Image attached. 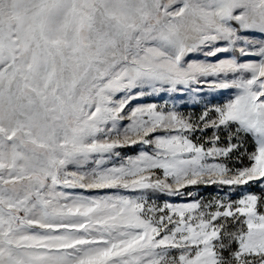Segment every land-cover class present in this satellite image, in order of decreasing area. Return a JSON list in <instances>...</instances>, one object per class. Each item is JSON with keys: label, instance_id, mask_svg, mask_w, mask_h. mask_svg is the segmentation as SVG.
Segmentation results:
<instances>
[{"label": "snow or ice", "instance_id": "snow-or-ice-1", "mask_svg": "<svg viewBox=\"0 0 264 264\" xmlns=\"http://www.w3.org/2000/svg\"><path fill=\"white\" fill-rule=\"evenodd\" d=\"M256 181L264 0H0V264H264Z\"/></svg>", "mask_w": 264, "mask_h": 264}, {"label": "rangeland", "instance_id": "rangeland-1", "mask_svg": "<svg viewBox=\"0 0 264 264\" xmlns=\"http://www.w3.org/2000/svg\"><path fill=\"white\" fill-rule=\"evenodd\" d=\"M193 59H204L205 57L201 53H196L192 55ZM254 58V57H253ZM210 60H215L216 58L209 57ZM231 95V90H221V91H212L207 87L203 88L201 92H194L192 90H182L177 92L171 93H164L157 97H146L142 99L141 103H151L155 102L160 105H166L168 108L175 107V110L181 112L182 114L188 115L191 114L192 116H197L201 113L204 106L206 104H218L225 101ZM128 155L136 154V150L133 148L125 149ZM247 161H245L246 163ZM243 188L247 191H251L256 194H260L262 189H264V183L261 181L250 182L249 185L243 186ZM184 192H193L197 198L203 197L205 199H210L213 196L218 194V189L216 186L205 187L203 185H196V186H189L188 189H182ZM228 188L225 187L223 192H219L220 195H223L224 192H227ZM85 195H96V194H103L102 192H92V193H84ZM167 200L170 203L180 204L191 202L192 197L187 195L183 197H162L161 200L157 201V203H163Z\"/></svg>", "mask_w": 264, "mask_h": 264}]
</instances>
